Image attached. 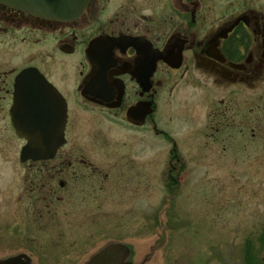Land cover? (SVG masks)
<instances>
[{
  "label": "rangeland",
  "instance_id": "obj_1",
  "mask_svg": "<svg viewBox=\"0 0 264 264\" xmlns=\"http://www.w3.org/2000/svg\"><path fill=\"white\" fill-rule=\"evenodd\" d=\"M205 6L210 16L219 7ZM18 41L0 37L2 70L23 65ZM159 98L164 134L78 110L69 136L102 174L39 219L25 196L24 178L35 173L19 161L24 141L0 110V259L25 253L31 264H85L118 242L130 250L125 264H264V83L225 87L204 77Z\"/></svg>",
  "mask_w": 264,
  "mask_h": 264
},
{
  "label": "flooded vegetation",
  "instance_id": "obj_2",
  "mask_svg": "<svg viewBox=\"0 0 264 264\" xmlns=\"http://www.w3.org/2000/svg\"><path fill=\"white\" fill-rule=\"evenodd\" d=\"M215 1L219 7L210 16L207 0H87L68 21L0 3V37L14 36L23 47L20 68L0 65V100L7 99L0 110L9 116L15 79L32 68L38 75L23 82V114L63 113V143L55 154L25 163L35 173L24 178V190L37 219L43 210L58 212L66 196L81 195L79 185L102 174L69 136L80 108L164 134L156 125L162 93L170 97L182 83L204 77L225 87L264 83V0ZM4 51L0 47V61ZM65 64L74 68L71 78L58 69ZM47 125L53 129L48 119Z\"/></svg>",
  "mask_w": 264,
  "mask_h": 264
},
{
  "label": "water",
  "instance_id": "obj_3",
  "mask_svg": "<svg viewBox=\"0 0 264 264\" xmlns=\"http://www.w3.org/2000/svg\"><path fill=\"white\" fill-rule=\"evenodd\" d=\"M86 2L87 0H0L1 4L17 10H26L61 21H68L80 14ZM37 75L32 68H27L21 71L15 79L9 117L16 135L26 140L19 152L21 163L50 158L63 143L62 112L49 117L43 115L41 119L37 115L23 114V82L27 77ZM47 119L53 124V129L50 131H48ZM132 122L142 124V121ZM129 254L130 250L127 245L111 242L92 254L85 264H125L129 259ZM0 264H31V258L24 253H18L0 259Z\"/></svg>",
  "mask_w": 264,
  "mask_h": 264
}]
</instances>
